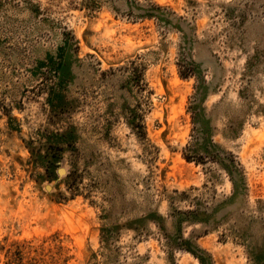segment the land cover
<instances>
[{
    "label": "rangeland",
    "instance_id": "374dc122",
    "mask_svg": "<svg viewBox=\"0 0 264 264\" xmlns=\"http://www.w3.org/2000/svg\"><path fill=\"white\" fill-rule=\"evenodd\" d=\"M0 264H264V0H0Z\"/></svg>",
    "mask_w": 264,
    "mask_h": 264
},
{
    "label": "water",
    "instance_id": "95a60500",
    "mask_svg": "<svg viewBox=\"0 0 264 264\" xmlns=\"http://www.w3.org/2000/svg\"><path fill=\"white\" fill-rule=\"evenodd\" d=\"M59 173H63V170L62 169H59V171H58Z\"/></svg>",
    "mask_w": 264,
    "mask_h": 264
}]
</instances>
